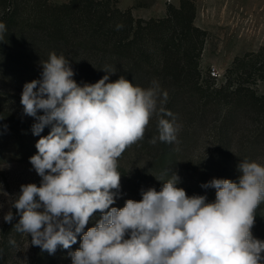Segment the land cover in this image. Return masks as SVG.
I'll return each instance as SVG.
<instances>
[{
    "label": "clouds",
    "instance_id": "obj_1",
    "mask_svg": "<svg viewBox=\"0 0 264 264\" xmlns=\"http://www.w3.org/2000/svg\"><path fill=\"white\" fill-rule=\"evenodd\" d=\"M6 31L0 22V37ZM41 67V79L23 86L20 101L24 114L36 120L33 135L50 126L29 158L41 183L21 185L3 216L11 223V208L17 210L14 228L30 236L32 246L54 254L58 246L70 249L80 236V247L69 253L72 264H264V240L252 234L264 201V165L244 160L238 181L213 178L202 184L215 189L214 202L189 196L177 186L179 175L167 170L155 177L162 183L159 191L141 189L139 201L112 207L121 186L118 160L144 138L152 117L158 137L150 143L177 139L178 126L166 118L173 117L164 107L168 92L155 80L148 88L124 76L109 82L116 71L79 85L69 60L55 52ZM0 195H8L2 184ZM97 212L95 226L85 232Z\"/></svg>",
    "mask_w": 264,
    "mask_h": 264
},
{
    "label": "trees",
    "instance_id": "obj_2",
    "mask_svg": "<svg viewBox=\"0 0 264 264\" xmlns=\"http://www.w3.org/2000/svg\"><path fill=\"white\" fill-rule=\"evenodd\" d=\"M119 3L0 0V22L7 29L0 37V58L15 66L28 60L18 72L30 69L41 74V61H47L53 52L64 55L79 85L98 82L106 71H116L109 82L124 76L134 85L148 88L157 81L168 92L164 107L174 119L166 118L178 126L177 139L150 143L158 137L154 115L144 138L128 149L146 157L151 187L157 191L162 183L155 177L167 170L178 174L186 165L191 173L186 193L205 195L208 202H214L215 189L202 188V184L213 178L238 181V165L244 160L264 165V94L255 88L264 80L262 52L235 58L224 83L217 84L210 75L203 76L201 56L207 33L195 25L194 0L168 4L165 16L150 19H136L131 8L123 9ZM117 24H123L119 31ZM5 100L0 92V128L17 140L34 137L33 124L28 127L22 115L4 105ZM48 129L50 126L44 130ZM193 150L195 160H189L188 152ZM261 207L264 211V201ZM18 239L13 230L2 232L0 264L12 260ZM74 248L72 245L62 255L34 249L24 264H69Z\"/></svg>",
    "mask_w": 264,
    "mask_h": 264
},
{
    "label": "rangeland",
    "instance_id": "obj_3",
    "mask_svg": "<svg viewBox=\"0 0 264 264\" xmlns=\"http://www.w3.org/2000/svg\"><path fill=\"white\" fill-rule=\"evenodd\" d=\"M69 0H49L51 4H62ZM181 0H120V7L131 8L133 16L143 19L160 18L165 16L168 4L178 6ZM197 12L195 25L206 31V41L201 56L203 76L210 75L217 84L225 81L226 70L237 57L251 52H262L264 59V0H194ZM28 63L23 60L18 66L0 58V92L4 94L5 106L12 112L22 115L28 127L36 122L35 118L24 114L21 104L23 86L32 80L41 79V74L32 70L18 72L17 69ZM256 90L264 94V80L258 81ZM43 115V112H38ZM0 184L8 195H0V236L3 231H15L14 225L20 216L15 208H11L14 219L11 223L3 220V216L10 210V200L20 194L21 185L34 183L40 186L41 177L37 175L29 162V158L37 153L35 147L40 136H46L50 129L44 130L40 136L26 135L19 140L8 136L0 128ZM196 149V148H195ZM195 151L188 152V159L195 160ZM118 172L121 176V186L116 195V202L112 207L122 208L128 199L139 201L141 189L147 190L152 181L148 170L147 159L143 155L126 150L118 160ZM180 182L178 187L187 189L191 181L190 168L182 166L178 173ZM116 191V190H113ZM255 225L252 228L254 237L264 240V211L256 209ZM97 212L85 227H94L99 219ZM19 234L17 249L8 264H24L34 249L41 250L30 244L31 237ZM73 251L80 247V236L74 244ZM65 249L58 246L54 254L62 255ZM69 264H72V260Z\"/></svg>",
    "mask_w": 264,
    "mask_h": 264
}]
</instances>
